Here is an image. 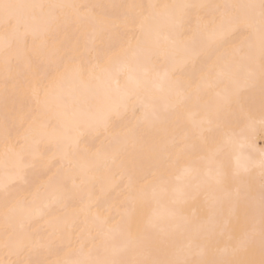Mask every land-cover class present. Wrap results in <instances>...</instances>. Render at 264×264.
<instances>
[{"label":"bare ground","instance_id":"bare-ground-1","mask_svg":"<svg viewBox=\"0 0 264 264\" xmlns=\"http://www.w3.org/2000/svg\"><path fill=\"white\" fill-rule=\"evenodd\" d=\"M259 2L0 0L66 6L0 21V264H259L260 41L224 7Z\"/></svg>","mask_w":264,"mask_h":264},{"label":"snow or ice","instance_id":"snow-or-ice-1","mask_svg":"<svg viewBox=\"0 0 264 264\" xmlns=\"http://www.w3.org/2000/svg\"><path fill=\"white\" fill-rule=\"evenodd\" d=\"M66 7L64 5H42V4H25V3H0V21H2L5 31L11 32L13 34L17 33L24 20L27 17L35 18L37 10L40 13H43L45 8L49 9H57ZM180 7H191V6H180ZM226 9L236 7H241L247 9V19L245 26L249 31L253 34H259L260 41V54H259V71L261 73L262 79H264V0H260L259 4H248L242 6L235 5H226L224 6ZM258 10V12H257ZM236 19L234 17H230V14L226 11L222 14L221 19L219 21H214L220 26H224L226 24H234L236 23ZM250 64H256L255 56L249 52L247 54ZM251 72H254V68L250 69ZM262 125V130H264V113H262V118L260 121ZM253 126V122L251 119L248 120V128L251 129ZM260 177H261V194H260V210H261V238L264 239V152L261 154L260 159ZM250 168H245L243 173L241 171H236L234 173H229V171L225 168V170L221 174V183L229 184L235 182L245 188L249 189V192L244 196L245 201L250 200ZM239 194V188L237 189ZM221 235H227L229 240H236V247L234 251H248L250 250L251 240L254 235L253 232L247 233L242 237L236 238L231 233H225L224 228H219ZM264 255V254H262ZM93 264H99V262H93ZM112 264H116V262H112ZM181 264H254V262H244V261H197V262H188L184 261ZM259 264H264V258L259 261Z\"/></svg>","mask_w":264,"mask_h":264}]
</instances>
